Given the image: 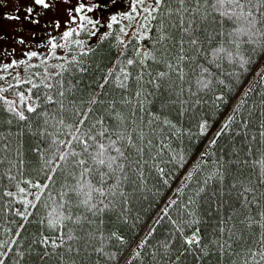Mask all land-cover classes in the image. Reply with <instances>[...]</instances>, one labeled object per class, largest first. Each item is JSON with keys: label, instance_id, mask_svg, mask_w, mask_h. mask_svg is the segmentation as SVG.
Wrapping results in <instances>:
<instances>
[{"label": "snow or ice", "instance_id": "snow-or-ice-1", "mask_svg": "<svg viewBox=\"0 0 264 264\" xmlns=\"http://www.w3.org/2000/svg\"><path fill=\"white\" fill-rule=\"evenodd\" d=\"M3 2L0 0V5ZM109 5L124 7V0H16L13 11L0 16V20L17 25V35L0 27V71L9 73V76L0 75V82L9 77L14 81L6 87L0 86V92L27 85L26 90L16 92L19 104L0 96L8 113L7 124L15 121L18 128L16 140L11 132H0V214L7 210L21 221L31 223L30 218L41 213V205L44 209L39 219L40 234L29 242L25 251H15L16 264L29 250L35 251L42 264H49L53 257L56 264H78L81 251L86 252L88 247L94 253L115 260L116 253H105V241L123 244L124 239L117 231L105 235L100 227L104 224V215L112 213L118 220L123 217L127 222L131 194L146 187L148 177L144 165L161 155L157 149L164 148L169 134L180 131L167 115L148 110L147 105L153 102L151 98H156L162 109L177 110L185 115L202 100L196 93L209 89V78L213 76L210 67L216 64L217 58L227 59L241 68L254 54L259 53L264 60V0H127L126 10L112 14L107 23L88 15ZM61 11L67 13L63 25V18L58 15ZM121 20L128 23L119 27L120 36H128V30L132 29L128 41L100 31L104 27L113 29ZM62 26V34L54 35ZM169 29H175V34ZM25 31H29L30 36H24ZM98 34L101 42L113 35L116 47L123 46L125 52L120 53L116 64L119 74L108 72L97 87L103 90L105 85L116 81L117 89L129 91L131 81L136 86L134 111L132 100L124 95L112 96L106 106L97 107L105 104L100 96L81 95L79 81L73 83L71 79H64L65 73L71 76L73 71H88L84 58L93 54L94 49L86 38ZM213 37H217L219 47L207 46ZM144 40L152 47L145 46L142 52L139 45ZM131 41L136 42L135 55L128 58ZM33 44L44 51L31 50ZM17 46L22 49L20 59L15 57ZM58 48L67 49L68 54L57 56ZM5 57L11 58L5 61ZM197 57H202L209 67L200 64ZM50 59L60 63L49 65ZM33 60L37 63H32ZM149 61L162 66L163 70L153 68ZM19 67L24 68V75L9 72ZM185 67L193 72L200 70L195 81L199 87L195 92L189 89L187 97L181 83L191 82L185 80ZM258 84H264V76ZM252 91L255 89H249ZM215 100L222 101L223 96H216ZM246 103V100L241 101L234 113L238 114ZM261 116L264 117V112ZM235 119L236 115L228 118L210 140L211 146L231 130ZM249 122L250 117L242 120L241 126L246 128ZM259 126V136L264 139V119L259 120ZM198 127L205 133L207 121L200 122ZM25 129H32L35 142L29 150L43 161L40 168L44 173L43 181L24 178L25 160L19 138ZM251 148L249 144L248 151ZM214 155V152L205 153L209 157ZM173 159L183 157L177 153ZM209 163L206 174L196 179L186 193L178 190L181 195L167 205L163 216L157 220L159 223L167 217L172 229L160 247L148 254L153 264L160 261L185 264L189 256L195 258L196 264H207L212 255L217 257V264H221V257H227L228 264H264V191L261 190L264 179H260L259 185H251V178L249 186L239 182L225 185L230 172L229 161L220 156L211 162L204 160L202 167ZM257 163L260 176L264 177V160ZM152 167L163 179L165 169L156 164ZM58 171L64 179L59 182L54 199L51 185L56 183L54 177ZM192 176L188 174L189 181ZM125 185L131 193L125 191ZM233 193L240 209L220 217V209L227 202L225 198L230 200ZM16 203L20 207H14ZM168 209H174L175 218ZM213 211L219 219L214 238L207 239L199 225L202 216ZM18 228L24 230L25 224H19ZM186 229L190 235L185 234ZM21 231L13 235L20 238ZM154 231L152 229L149 235ZM177 234L179 239L173 243L172 236ZM18 245V239L0 242V264L11 259L9 254ZM32 245L37 248L33 249ZM146 245L147 240L137 247L143 249ZM140 256L141 252L137 251L136 258Z\"/></svg>", "mask_w": 264, "mask_h": 264}, {"label": "trees", "instance_id": "trees-1", "mask_svg": "<svg viewBox=\"0 0 264 264\" xmlns=\"http://www.w3.org/2000/svg\"><path fill=\"white\" fill-rule=\"evenodd\" d=\"M128 21L121 20L118 24L113 25V29H105L103 32H111L113 35L119 36L121 39L128 41L132 35V29L128 30V36H120L119 27L127 24ZM167 27V26H166ZM215 27V26H213ZM172 34H175V29H169ZM212 29H209L211 33ZM113 35L104 40H99V35L96 40L91 42L92 37H87V42L92 45L94 53L90 54L85 59L86 67L88 71L80 73L73 71L71 76L65 73L64 79L67 81L71 79L73 83L79 81L80 94H92L100 96L104 101V105H98L97 107H104L110 102L112 96L119 98L121 95L127 96L132 100V109L135 110L136 100L134 97V91L136 86L129 81V91H123L116 88V81H113L109 85H105V89L101 90L97 87L99 83H103V77L110 71H116L119 74L116 64L120 59V53L125 52V48L121 46L116 47V40L113 39ZM81 38H84L83 35ZM217 37H213L212 41L207 45L208 47H219L216 44ZM145 46L152 47V44L148 40L143 41ZM141 43V42H140ZM136 46L135 41H131L127 49L128 58H132L135 53L133 48ZM140 47V45H139ZM158 47V46H157ZM228 47V45H225ZM246 47V46H245ZM68 54L67 49H61L58 51L57 56H65ZM75 54V53H73ZM209 59H212L209 56ZM196 60L209 67V64L202 58L197 57ZM263 60L259 53L254 54L251 61L244 67L233 66L227 59L217 58L216 64L211 65L210 70L213 73L209 89H201L196 95L201 96L202 100L195 106L191 107V110L185 115H180L177 110H169L167 108L162 109L156 98H151L152 103L147 105L149 111L156 114H165L176 127L180 130L178 134H169L165 142L164 148L157 149L161 152L160 156H156L154 160H149L144 165L145 175L148 177L145 181L146 187L138 193L131 194V203L128 205V212L125 218L119 220L112 213L105 214L104 224L101 225V230L105 235L110 231H117L119 235L123 236V244H119L113 241H105L104 251L105 253H116L115 260H109L106 255H100L94 253L91 247H88L85 251H81L78 258V264H153L152 259L148 255L155 251L163 241L169 237L172 225L169 223L168 218L165 217L159 223L157 220L163 216L167 205L173 200L177 199L183 189L186 193L191 188L196 179L202 178L206 174V168L202 167L204 160L217 159L223 156L225 160L229 161V175L225 179V185L230 182L243 183L245 186H249V178H251V185H259L260 179L264 177L260 176V164L257 161L264 160V139L259 136V120L264 119L261 113L264 112V105H261V99L264 98V84H258L261 76H264V69L261 68ZM32 63H34L32 61ZM60 61L54 60L52 64L55 65ZM153 68L159 67L163 70L162 66H157L151 61ZM35 70V69H34ZM53 69L50 67L49 69ZM59 71V69H55ZM131 71V68L128 69ZM21 75L25 74L23 67L17 68V71ZM200 70L196 69L195 72L190 67H185V80L191 81L190 83H183L185 89V97L189 94V89L193 92L199 87L195 81L199 75ZM7 73V72H6ZM2 76H9L7 74ZM254 77L250 87L245 91L244 88L249 84V81ZM205 78L207 74H205ZM223 81V83H221ZM8 83H14L11 77L7 81L0 82V86L6 87ZM27 85L22 86L20 89L12 90L9 92H0V96H4L9 100L15 101L19 104V99L16 92L26 90ZM254 88L255 91L249 92V89ZM132 93V95H130ZM247 93V95H246ZM216 96H223L222 101L215 100ZM195 99V96L192 97ZM27 99V97H26ZM239 99L238 103L234 105L235 101ZM246 100L247 103L239 108L238 114L234 113V109L241 105V101ZM6 106L0 101V132L5 134L11 132L13 140L17 139L18 128L14 121L12 125L7 124L8 113L4 110ZM179 108V105L176 106ZM188 107V105H185ZM251 114V115H250ZM31 115V114H29ZM146 115V114H145ZM236 115L235 122L231 125V130L221 135L215 146L210 145V140L215 137L217 131L225 123L228 122L230 116ZM250 122L248 126L242 127L241 121L248 120ZM207 121V128L205 133H201L198 127L200 122ZM247 134V135H246ZM255 137L256 139H252ZM22 144L21 151L23 152L24 165V178H36L43 181L44 173L40 171L43 161L37 157V155L31 152L29 149L34 144V137L32 135V129H25L24 134L19 138ZM259 141V142H258ZM157 143H159V137H157ZM251 144V151H248V145ZM214 152V156H205V153ZM179 153L183 157L180 159H173L176 154ZM147 154V153H146ZM155 156V151L152 153ZM163 160V163H161ZM159 165L165 169V175L163 179L158 175L157 169L152 165ZM199 169V171H198ZM192 173V180H188V174ZM259 177V178H258ZM64 179V176L58 171L54 177L56 183L51 185L53 191L52 196L56 199V191L59 189V182ZM167 183H164V180ZM187 185V187H185ZM23 186V185H21ZM264 191V188L261 189ZM125 191L131 193V189L128 185H125ZM225 191L227 188L225 187ZM171 197V199H170ZM46 198V197H45ZM226 199V203L223 208L220 209V217L228 215L231 211L239 210L240 204L236 202L235 193L232 198ZM14 207H20L19 203H16ZM41 207V213L36 214L35 217L30 218L31 223L21 221L13 213L5 210L0 214V242L9 241L12 239H18L19 245L14 249L13 253H10V260H6L5 264H16L18 257L15 256V251H25L29 245V242L35 239L40 234L39 219L44 212L43 205ZM170 215L175 218L176 212L174 209H168ZM255 211V209H253ZM111 217V219H109ZM218 217L213 211L211 214L202 216V224L199 225L202 229V234L206 235L207 239H213V232L216 229L218 223ZM24 223V230H20L18 225ZM155 229L151 235L149 232ZM207 230L206 233L204 230ZM21 231V237L17 238L13 235L14 232ZM186 235H190L189 230H185ZM179 239L178 234L172 236V242L176 243ZM247 239V237H245ZM147 240V245L143 249H139L137 246ZM83 244V241L80 242ZM33 249H36V245H32ZM135 249V250H134ZM137 251L141 252V256L136 258ZM221 264H228L227 257H221ZM242 259V257H241ZM19 264H42L37 259L35 251H26L23 260ZM49 264H56L55 257L49 261ZM160 264H164V261H160ZM185 264H196L195 258L189 256ZM207 264H217V257L212 255L207 259Z\"/></svg>", "mask_w": 264, "mask_h": 264}, {"label": "flooded vegetation", "instance_id": "flooded-vegetation-1", "mask_svg": "<svg viewBox=\"0 0 264 264\" xmlns=\"http://www.w3.org/2000/svg\"><path fill=\"white\" fill-rule=\"evenodd\" d=\"M110 6H111V5H109V7H108V8H105V9H97L96 11H94L93 13H90V14H88V15L91 16L93 19H94V17L99 18V19H104L103 17L106 16V15L108 14V10H109ZM15 7H16V0H4L3 4L0 5V16H2V15H4V14H7V13H9V12H11V11H13V9H14ZM61 7L63 8V6H61ZM38 10H39V9H38ZM62 12H64V11H61V12L58 14L59 17H61L60 14H61ZM106 17H107V16H106ZM62 18H63V19H62L61 23H62V25H63V21L66 20L67 17H66V18L62 17ZM16 26H17V25H16V22H10V21H7V20H0V27H3L4 30H5L6 32L11 33L12 35H17V33H16V31H15ZM29 27H31V26H29ZM63 31H64V28L62 29V31L59 30L58 32H55V33H53V34H54V35H57V36H60L61 33H62ZM22 34H23L24 36H26V37L30 36V32H29V31H25V32L22 33ZM7 43H9V42H6V44H7ZM31 50L44 51L43 49L38 48L35 44L32 45ZM60 50H61L60 48H58V49L56 50V55H57L58 51L60 52ZM21 51H22V49H18V48H17V52H16V54H15V57H16L17 59L22 58V56H21ZM10 58H11V57H5L4 59H5V61H7V60L10 59ZM52 61H54V60H51V59L49 60V62H52ZM33 62H34V63H37L36 60H33Z\"/></svg>", "mask_w": 264, "mask_h": 264}, {"label": "rangeland", "instance_id": "rangeland-1", "mask_svg": "<svg viewBox=\"0 0 264 264\" xmlns=\"http://www.w3.org/2000/svg\"><path fill=\"white\" fill-rule=\"evenodd\" d=\"M126 8H127V0H124V7H120L119 5L117 6V7H115V8H113L112 6H110V8H109V10H108V14H107V16L108 17H110L112 14H114V13H117V12H119V11H124V10H126ZM60 16L61 17H64V18H66L67 17V13L66 12H62L61 14H60ZM107 17V18H108ZM41 19H43V17L41 18ZM103 21V20H102ZM62 29H63V26L61 27V31H62ZM62 34V33H61ZM95 37H92V39H94ZM17 48L18 49H21V47L20 46H17ZM54 61H52V63H53Z\"/></svg>", "mask_w": 264, "mask_h": 264}]
</instances>
